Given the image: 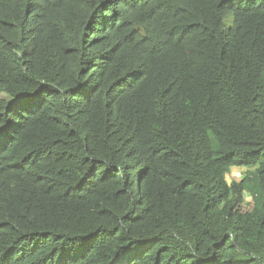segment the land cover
Returning <instances> with one entry per match:
<instances>
[{
    "label": "trees",
    "instance_id": "16d2710c",
    "mask_svg": "<svg viewBox=\"0 0 264 264\" xmlns=\"http://www.w3.org/2000/svg\"><path fill=\"white\" fill-rule=\"evenodd\" d=\"M0 264H264V0H0Z\"/></svg>",
    "mask_w": 264,
    "mask_h": 264
},
{
    "label": "rangeland",
    "instance_id": "374dc122",
    "mask_svg": "<svg viewBox=\"0 0 264 264\" xmlns=\"http://www.w3.org/2000/svg\"><path fill=\"white\" fill-rule=\"evenodd\" d=\"M246 171V168H239V169H232L231 174L232 176H235L236 178H241L243 173ZM230 181V177L228 178Z\"/></svg>",
    "mask_w": 264,
    "mask_h": 264
}]
</instances>
